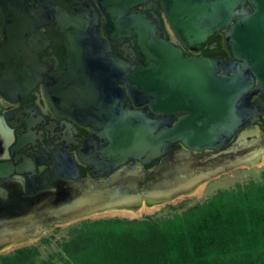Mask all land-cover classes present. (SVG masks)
I'll return each mask as SVG.
<instances>
[{"label":"flooded vegetation","instance_id":"obj_1","mask_svg":"<svg viewBox=\"0 0 264 264\" xmlns=\"http://www.w3.org/2000/svg\"><path fill=\"white\" fill-rule=\"evenodd\" d=\"M107 1L104 6L105 0H0V244H9L11 240L24 242L62 223L59 220L68 214L65 206L90 190L106 198L122 184L129 185L131 179L146 184L156 182L162 178L163 164L169 159L158 158L149 165L132 161L109 172L85 161L87 142L98 131L81 118L87 112L80 110V115L74 114L63 106L62 83L71 57V44L67 31L57 21L58 14L63 11L70 16L97 15V36L112 47L107 55L122 60L135 71L146 68L142 65L145 60L133 44L135 34L115 33L112 21L116 3L133 4L129 13L139 15L140 21L148 18L158 24L159 38L174 44L186 59L210 58L220 60L223 65L233 58L225 36L236 23L235 18L228 28L196 52L181 43L171 26L175 20L170 9L172 0ZM249 5L250 0H246L244 6ZM239 9L240 6L235 11ZM32 11L43 13V18H36ZM33 24L38 26L29 33L28 26ZM34 35L40 38L33 40ZM21 41L33 48L30 54L20 48L24 47ZM118 87L126 93L125 108L149 109L148 105L136 106L124 84L119 83ZM249 94L250 99L242 109L254 112V122L239 131L226 147L189 151L194 176L198 171L215 176L216 169L252 163L264 154V92L255 86ZM184 114L177 113L174 117L178 120ZM152 115L153 119L168 117ZM245 134L247 144L241 148L237 141ZM182 149V144H176L169 157ZM111 197L114 199L115 193ZM97 208L84 216L114 207L98 205ZM70 210V213L79 211Z\"/></svg>","mask_w":264,"mask_h":264},{"label":"water","instance_id":"obj_2","mask_svg":"<svg viewBox=\"0 0 264 264\" xmlns=\"http://www.w3.org/2000/svg\"><path fill=\"white\" fill-rule=\"evenodd\" d=\"M172 1L170 9L175 20L171 26L181 43L192 51H201L214 35L230 26L232 19H237L225 36L233 58L223 65L210 58L186 59L174 44L159 38L158 24L148 18L140 21L139 15L129 13L133 4L116 3L112 21L115 33L135 34L133 44L145 60L142 65L146 68L135 71L107 55L112 47L97 36V15L70 16L62 11L56 16L71 44L62 83L63 106L74 114L87 112L81 118L98 131L86 145L85 161L92 167L109 172L132 161L149 165L166 157V173L172 167L189 165V151L226 147L239 131L254 122V112L242 106L255 86L264 92V0H250L248 7L244 6L246 0ZM32 15L44 16L39 11H32ZM37 26L29 25L28 32L33 33ZM39 38L32 36L33 40ZM23 46L20 48L30 54L33 48ZM119 83L125 85L136 106L148 105L149 109L125 108L126 93L119 89ZM152 113L168 117L153 119ZM177 113L185 114L176 120ZM246 138V134L240 137L239 147L247 144ZM178 143L183 149L169 157ZM98 205L107 207L108 202L104 195L90 190L66 205L68 214L59 221L76 219ZM70 209L79 211L70 213Z\"/></svg>","mask_w":264,"mask_h":264},{"label":"trees","instance_id":"obj_3","mask_svg":"<svg viewBox=\"0 0 264 264\" xmlns=\"http://www.w3.org/2000/svg\"><path fill=\"white\" fill-rule=\"evenodd\" d=\"M260 177L170 217L80 222L63 245L64 264H264V172ZM37 254L22 248L0 264H34Z\"/></svg>","mask_w":264,"mask_h":264},{"label":"rangeland","instance_id":"obj_4","mask_svg":"<svg viewBox=\"0 0 264 264\" xmlns=\"http://www.w3.org/2000/svg\"><path fill=\"white\" fill-rule=\"evenodd\" d=\"M262 172H264V161L260 164L255 163L253 165H248L243 163V165L240 164L234 168H222V170H216V173L218 174L210 176V179L208 178L209 180L206 181L205 187L198 196L178 198V200L174 202H167V200L166 203H163L157 210L149 214H140L135 218L89 215L76 218L65 223L58 222L57 224L52 225L49 229L42 231L38 236L28 238L29 240L19 242L17 245L14 244L15 246L13 248L0 250V258L11 255L22 248L36 247L38 254L35 256L34 264H42L43 262L48 261H51L54 264H64V261L68 257L63 249V245L64 243H69L72 239L69 231L70 228L80 222H91L115 218L133 220L142 219L145 216L154 214H159L162 217H170L175 213H181L196 204L207 201L215 196L220 190H229L236 188L237 186L242 187L251 181H258L261 179L260 175ZM170 206L181 207L177 210H171L169 209Z\"/></svg>","mask_w":264,"mask_h":264},{"label":"bare ground","instance_id":"obj_5","mask_svg":"<svg viewBox=\"0 0 264 264\" xmlns=\"http://www.w3.org/2000/svg\"><path fill=\"white\" fill-rule=\"evenodd\" d=\"M263 161L264 155H261L255 159V162H248L244 164H260ZM163 170L164 169L162 167V178L156 182L146 184L144 182L140 183L138 180L131 179L129 185L125 186V184H122L120 187L109 193V195L105 198L106 202H108L107 206H109V208H114L104 212H97L94 214L91 213L89 215L135 218L140 214H149L157 210L163 203H166L167 200V202H174L178 200V198L198 196L205 187L206 181L211 178L208 175L209 173L204 174L199 171L194 176L191 164H187V166L182 167H172V170L169 169L166 173ZM112 193H115L114 199L111 197ZM127 193H129V195L123 197V194ZM118 194H120L119 197ZM147 194H151L152 197H148ZM84 215L85 214H80L77 217H84ZM10 242L11 243L9 244H0V250L13 248L15 246L14 244H19L16 242L13 243L12 240Z\"/></svg>","mask_w":264,"mask_h":264}]
</instances>
